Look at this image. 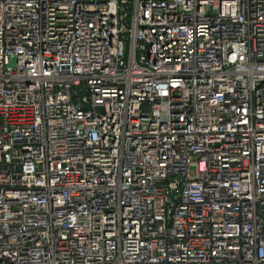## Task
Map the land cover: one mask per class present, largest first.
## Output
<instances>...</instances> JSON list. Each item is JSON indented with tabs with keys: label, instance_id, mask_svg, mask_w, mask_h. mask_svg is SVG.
Segmentation results:
<instances>
[{
	"label": "built area",
	"instance_id": "built-area-1",
	"mask_svg": "<svg viewBox=\"0 0 264 264\" xmlns=\"http://www.w3.org/2000/svg\"><path fill=\"white\" fill-rule=\"evenodd\" d=\"M0 264H264V0H0Z\"/></svg>",
	"mask_w": 264,
	"mask_h": 264
}]
</instances>
